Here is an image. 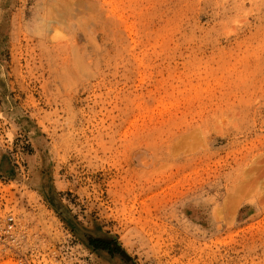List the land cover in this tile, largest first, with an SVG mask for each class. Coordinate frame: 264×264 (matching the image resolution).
<instances>
[{
  "label": "rangeland",
  "instance_id": "374dc122",
  "mask_svg": "<svg viewBox=\"0 0 264 264\" xmlns=\"http://www.w3.org/2000/svg\"><path fill=\"white\" fill-rule=\"evenodd\" d=\"M0 264H264V0H0Z\"/></svg>",
  "mask_w": 264,
  "mask_h": 264
}]
</instances>
